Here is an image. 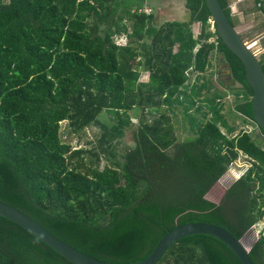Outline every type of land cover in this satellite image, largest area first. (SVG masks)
Here are the masks:
<instances>
[{"label":"trees","instance_id":"16d2710c","mask_svg":"<svg viewBox=\"0 0 264 264\" xmlns=\"http://www.w3.org/2000/svg\"><path fill=\"white\" fill-rule=\"evenodd\" d=\"M220 2L235 25L229 0ZM188 5L198 34L138 12L140 0H0V201L109 263L145 260L185 223L217 224L240 239L264 219V129L261 139L248 130L230 136L211 119L180 140L164 109L216 51L244 86L218 80L251 96L235 111L256 122L244 64L217 32L209 42L206 1ZM122 35L126 44L117 43ZM134 108L148 109L137 126ZM105 112L115 120L104 121ZM63 121L72 133L100 125V152L113 161L101 167L99 152L74 149ZM130 129L134 143L118 157L116 143ZM242 155L247 172L211 199ZM250 256L264 264V229ZM0 264L74 263L0 215ZM158 264L243 263L217 237L193 234Z\"/></svg>","mask_w":264,"mask_h":264},{"label":"rangeland","instance_id":"374dc122","mask_svg":"<svg viewBox=\"0 0 264 264\" xmlns=\"http://www.w3.org/2000/svg\"><path fill=\"white\" fill-rule=\"evenodd\" d=\"M258 21H261V19L259 18ZM220 61L215 53L207 71L201 74L198 72L191 74L188 84L180 90L178 97H175L171 104L164 106L168 116L171 118V124L175 128L174 131L178 139L182 140L194 135L204 122L211 119L220 123L223 131L230 136H235L240 131L248 130L256 138L260 137L261 139L262 133L257 123L251 122L235 111L236 104L246 101L251 96L245 91L222 85L218 80L217 71ZM148 79V73L143 71L141 80L147 81ZM147 112V108H134L130 112L135 126L139 124L143 113ZM101 118L107 122L115 120L107 112L102 114ZM110 122L109 124H111ZM130 130L126 137L116 143L114 152L118 157H121L127 147L134 143L133 133ZM61 132L62 138L71 144L74 149L84 148L88 152H92L87 157H92L93 153L99 152L102 158L101 167L113 161L112 158L111 161L107 160L106 154L100 152V137L103 133L100 125L94 124L80 133H72L68 121H63L61 123ZM262 146L264 148V142ZM250 166L249 159L242 155L211 191L210 198H218L219 193L226 191L232 183L247 172ZM263 229L264 219L244 235L243 241L249 249L260 237Z\"/></svg>","mask_w":264,"mask_h":264},{"label":"water","instance_id":"95a60500","mask_svg":"<svg viewBox=\"0 0 264 264\" xmlns=\"http://www.w3.org/2000/svg\"><path fill=\"white\" fill-rule=\"evenodd\" d=\"M205 1L216 24L219 37L245 66L246 80L254 92L253 115L258 126L264 129L263 64L250 45L243 39L237 27L232 23L220 0ZM223 79L224 78L221 77V80ZM225 85H234L238 88H243L244 86L243 83L234 79L226 81ZM0 215L27 229L35 237L45 242L48 246L74 264H158L175 242L193 234H208L215 236L227 244L243 264H256L250 256L251 249H249L243 241L244 236L238 239L226 228L208 222H190L175 227L158 242L154 251L145 260L130 263H109L88 255L70 245L22 210L3 201H0Z\"/></svg>","mask_w":264,"mask_h":264},{"label":"crops","instance_id":"0c3cea01","mask_svg":"<svg viewBox=\"0 0 264 264\" xmlns=\"http://www.w3.org/2000/svg\"><path fill=\"white\" fill-rule=\"evenodd\" d=\"M258 2L259 0H229V6L232 11L235 26L241 33L243 39L250 45L254 44L253 50L255 51L256 55L260 60H264V1L262 2V6H259ZM140 3L141 6L138 9L133 8V10L136 9L141 13L140 9L143 8L146 4L153 9L152 14L148 15H153L157 22L161 24L165 22H178V24L180 25L190 24L194 33H199V28H201L202 24L196 21H194V23L192 24L194 16L188 5V0H140ZM259 18L261 19V21H258ZM208 25V30L212 32V34H214L209 39V42H216L217 37L211 30L210 23ZM126 39L128 41L127 36ZM117 43L121 44L120 38L118 39ZM196 50H198V47L196 48ZM215 53L218 58H221V55L214 51L210 56V63ZM195 73L197 72H191L190 76L191 74ZM198 73L201 74V72Z\"/></svg>","mask_w":264,"mask_h":264},{"label":"flooded vegetation","instance_id":"af4514ba","mask_svg":"<svg viewBox=\"0 0 264 264\" xmlns=\"http://www.w3.org/2000/svg\"><path fill=\"white\" fill-rule=\"evenodd\" d=\"M218 79L221 80V77H223L224 79L222 80V82L225 84L226 81H231V80H236V77L232 71V69L229 67V64L227 63V61H223L221 60L219 65H218ZM234 86V85H232Z\"/></svg>","mask_w":264,"mask_h":264},{"label":"built area","instance_id":"2783aa9c","mask_svg":"<svg viewBox=\"0 0 264 264\" xmlns=\"http://www.w3.org/2000/svg\"><path fill=\"white\" fill-rule=\"evenodd\" d=\"M143 1H145V0H143ZM263 1H264V0H259L258 5H259V6H262V2H263ZM140 11H141V12H145V13H147V14H152L153 9L145 4V6H144L143 8L140 9ZM209 23H210L211 30H212L214 33H216V24H215V22H214V20H213L212 17H210V19H209ZM120 42L123 43V44L127 43V39H126V36H125V35L121 36V38H120ZM249 45H250V44H249ZM250 47H251L252 50H253V49H254V44L250 45ZM253 51H254V50H253ZM254 52H255V51H254Z\"/></svg>","mask_w":264,"mask_h":264},{"label":"clouds","instance_id":"9594fccd","mask_svg":"<svg viewBox=\"0 0 264 264\" xmlns=\"http://www.w3.org/2000/svg\"><path fill=\"white\" fill-rule=\"evenodd\" d=\"M216 32H217V28H216ZM249 44V43H248Z\"/></svg>","mask_w":264,"mask_h":264}]
</instances>
